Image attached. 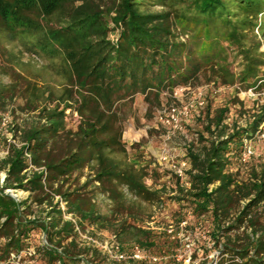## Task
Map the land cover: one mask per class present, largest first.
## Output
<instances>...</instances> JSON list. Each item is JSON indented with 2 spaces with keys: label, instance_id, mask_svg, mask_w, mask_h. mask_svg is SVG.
<instances>
[{
  "label": "trees",
  "instance_id": "16d2710c",
  "mask_svg": "<svg viewBox=\"0 0 264 264\" xmlns=\"http://www.w3.org/2000/svg\"><path fill=\"white\" fill-rule=\"evenodd\" d=\"M263 46L264 0H0V72L9 76L0 80V106L20 96L23 108L34 112L24 124L11 125L17 142L4 135L0 262L15 256L81 264V254L90 253L85 264H101L96 249L78 246L75 223L55 202L61 195L80 226L112 230L121 251L155 245L153 230L139 221L168 198L180 204L177 229L187 214L210 223L206 232L219 254L201 264H264V161L243 160L245 139L264 127V93L253 109L238 95L264 92ZM25 54L48 63L33 68L36 62L25 61ZM201 77L235 91L223 105L208 101L199 143L187 148L190 168L182 182L157 162L131 154L123 141L124 107L141 94L150 112L162 106L163 93ZM233 105L248 114L245 124L227 121ZM68 109L81 117L76 130L67 128ZM87 166L82 185L65 187ZM169 174L173 195L166 181L159 187L146 182ZM8 188L29 191L31 200H18ZM99 194L110 202L106 213L96 202ZM39 229L46 242L29 255V239Z\"/></svg>",
  "mask_w": 264,
  "mask_h": 264
},
{
  "label": "rangeland",
  "instance_id": "374dc122",
  "mask_svg": "<svg viewBox=\"0 0 264 264\" xmlns=\"http://www.w3.org/2000/svg\"><path fill=\"white\" fill-rule=\"evenodd\" d=\"M14 49L17 50L18 48L14 47ZM262 49H264V46ZM23 58L25 61L30 58L34 59L36 65L33 68H41L48 63L46 58L35 54H25ZM2 63L3 65L7 63L5 57ZM235 68L239 69L237 65H235ZM59 78L58 80L60 81L61 79ZM0 80L7 82L9 81V76L0 72ZM38 81L42 83L41 78ZM234 91L235 88L233 86L206 83L205 78L201 77L195 80L193 84L178 86L174 90V93H163L161 96L162 106L154 105L150 112L149 104L144 100L143 95H136L132 105L124 107L123 141L130 149L131 154L137 152L142 155L144 160L157 162L164 169L172 171L170 169L171 162L183 161L186 158L189 145L192 143L198 145V132L203 129V112L206 109L208 101L212 100L213 107L223 105L232 96ZM263 93L248 89L239 91L238 95L246 101L248 107L252 108L257 104V101H263L261 95ZM24 104L25 99L16 96L13 99H7L5 107L0 106V110L6 119V124H2L0 128V131H2L0 135V161L7 155V142L4 139V135L7 139L14 141L11 125L14 126L16 123L24 124L34 115V112H29L23 108ZM240 108V106L237 107L236 105L231 106L227 117V121L230 124L235 120L239 124L246 123L248 114H242L239 110ZM67 115V128L76 130L80 122V115L77 112H72L71 109L67 110ZM262 129L255 137L245 139L243 151L246 145L251 146L253 150L250 158L244 161L245 163L264 161V127ZM15 141L17 142L18 139ZM134 144H139V146L133 148ZM4 171L0 167V179L3 177ZM89 172L88 166L82 171H77L69 179L65 187L70 185L74 188L82 185L88 178ZM245 174V169H242L241 176H245ZM164 181L167 182L170 192L171 188L175 187V178L171 174L159 179L158 182H154L152 178L146 179L148 185H156L158 187ZM8 189H10V193L16 194L21 200H31L29 198V191L24 189ZM89 189H93V186L90 185ZM167 195H173V193L170 192ZM95 199L99 209L103 213H106L110 207L109 200L101 194L96 195ZM153 210L154 214L152 217H145L142 221H139V224L153 230V238L155 240L154 246L144 248L146 252L141 259L128 258L122 261L117 260L114 256L116 251L114 241L117 239L113 238L115 233L112 230L100 229L89 224H86L84 227L79 226L80 232L76 231L78 246L82 249H96L98 256L96 262H101V264H141L142 261L147 264H201L206 260L217 259L219 247H216L214 242L210 241L206 232L210 223L197 222L191 214H187L184 220L186 221L185 236L173 237L166 229L170 224L176 227L180 204L172 199L165 198L164 202L161 205L154 206ZM32 211L39 214L40 207L37 204H33ZM88 237H92L95 242ZM125 240L126 243H132V237L129 235L126 236ZM43 242H46V233L39 229L30 237V247L27 253L29 252V255L30 253L34 254L36 247ZM189 242L191 243L190 247L187 246ZM204 244H206V251L202 249V245ZM132 249L133 247L129 245L126 248V252L130 253ZM27 253L24 252L23 255ZM81 256L84 258L81 264L92 260L90 253H83ZM151 256H156L157 260L150 259ZM131 260H136L137 263H133ZM8 263L42 264L37 261L36 257L23 262L19 261V258H15V256H12L11 262ZM8 263L0 262V264Z\"/></svg>",
  "mask_w": 264,
  "mask_h": 264
},
{
  "label": "built area",
  "instance_id": "2783aa9c",
  "mask_svg": "<svg viewBox=\"0 0 264 264\" xmlns=\"http://www.w3.org/2000/svg\"><path fill=\"white\" fill-rule=\"evenodd\" d=\"M0 115L2 116V124H6V119L3 115V113L0 110ZM15 142V140H14ZM8 153V151H6V154ZM253 153L252 147L246 145L244 151H243V160L247 161L251 154ZM190 168V163L184 159L183 161L180 162H176V161H172L170 164V169L173 171V173H175L178 177L181 178V181L183 182L186 178V172L187 170ZM31 169H38L37 167L31 165ZM6 176V173L4 171L3 177H1L0 181L3 182L4 178ZM10 189H6V192H9ZM12 194L14 197H16L18 200H21L16 194L10 193ZM55 202H57L59 204V208H61V210L63 211V216L66 219L72 220L75 223V229L76 231L80 232V225L78 223V219L77 217L72 213L68 211V203L66 200H64V198L61 195H55ZM185 227H186V221H182L180 223V225L175 227L173 224L168 225L167 227V232L169 234H171L173 237H181V236H185ZM90 240H92L93 242H95V240L92 237H88ZM113 238H117L116 235H114ZM188 239V238H187ZM115 243V247H116V251H115V258L119 261L122 260H126V259H141L144 257L143 254H145V250L144 248L140 247L139 245H135L133 247V249L131 250L130 253L126 252V251H121L120 247H119V241H117V239L114 241ZM191 243H187V246L190 247ZM191 257V255H190ZM150 259L152 260H157L156 256H151Z\"/></svg>",
  "mask_w": 264,
  "mask_h": 264
}]
</instances>
